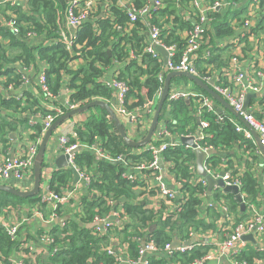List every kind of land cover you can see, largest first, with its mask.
<instances>
[{"label": "trees", "instance_id": "trees-1", "mask_svg": "<svg viewBox=\"0 0 264 264\" xmlns=\"http://www.w3.org/2000/svg\"><path fill=\"white\" fill-rule=\"evenodd\" d=\"M132 1L139 8L147 4L149 0ZM214 1L202 0L201 2L208 7ZM231 1L236 2L237 5L218 11H208L210 20L207 36L210 42L206 46H210L211 49L208 61L217 68L228 64V61L222 59L223 48L220 47L219 40L235 33V25L232 24V20L237 19L241 22L244 19L241 15L245 11V7H238L240 0ZM115 2L116 0L112 1L113 18L101 16L85 22L79 32L76 44L71 50L67 49L60 41V26L62 25L60 18L64 19L63 13L67 0H29L31 13L20 10L17 17L21 36L9 28L3 31V35L11 38L9 45L11 49L19 48L20 51L16 58L22 59L27 64L34 63L37 67L43 62L47 65L43 69L45 79L54 94H59L64 83L68 80V86L72 90L69 98L74 103L84 105L96 99L111 100L114 92L104 79V75L110 65L118 63V78L128 81L131 87L126 103H129L131 97H135L138 101L134 104H143L147 99H152L156 95L162 85L158 76L164 70L163 61L159 57H154L151 53L144 51L149 41L150 27L158 26L161 31L160 38L167 44H178V58L184 47L183 34L181 35L179 32L183 33L192 27L193 19L198 17L200 9L195 8L194 0H162V5L149 13L146 21L139 18L131 31L126 32L125 26L129 19L127 8L126 6H116ZM58 11L60 12L58 13ZM261 25L262 23L253 26L250 32L258 33ZM119 26L121 27L119 28ZM31 30L43 37L42 42H37L35 45L29 42L27 33ZM54 40L59 41L52 43ZM2 50L0 47V51ZM131 51H134L136 57L130 56ZM6 53L3 50L0 54V72L8 75V79L3 84L5 87L18 86L20 82H23L19 74L15 76L8 69L5 72L1 71L5 63L14 60L9 58L10 55L6 56ZM78 54L82 56L83 64L77 69L69 68V62L77 58ZM203 62L205 60L199 62L201 71L206 70ZM38 70L41 69L38 68ZM36 87L37 94L25 93L20 96H5L0 92L1 136L7 135L14 129L13 123L7 119L8 115L14 117V112L32 107L37 96L49 101L45 97L41 85L36 84ZM143 90L146 93H143ZM197 91L212 98L200 86ZM53 100L54 103L58 102L56 98ZM260 101L263 105L261 109L253 111L258 119L264 117V94ZM61 107L65 111L67 110L65 105H61ZM127 107L134 109L128 104ZM198 108V102L192 97L189 100L183 99L174 102L170 109L164 104L160 121H163L172 133L194 132L199 126ZM43 112L45 114L50 111L43 109ZM201 118L209 122L205 131L207 134H211V137H206V141L215 150V153L207 159V164L210 167L217 169L223 159L231 154V150L235 151V148L244 147V150L256 148L253 141L246 139L242 133L236 130V125L231 119L234 118L237 121L239 119L232 113L218 114L205 109ZM240 123L242 122L240 121ZM147 131L138 130L133 138L141 140L146 136ZM76 133L77 137L71 138L73 142L90 144L100 142V146L112 158L124 156L127 160L132 161H138L141 156L147 159L152 158L150 152L134 154V148L125 142L110 114L100 106H97V112L91 113L88 120L77 126ZM41 135L42 124L39 123L34 126V132L30 134L29 139L38 138ZM163 156L166 161L173 163L172 170L176 178L183 179V185L179 188V195H181L179 201L185 199V203L180 209L176 205L171 212H166L168 207L165 205L160 206L156 211L149 209L146 207L145 201L137 198L139 194L155 192L142 189V186H145L143 175L139 176L134 171L129 172L123 162L115 163L95 155L91 150L79 149L75 154V162L78 168L91 177V182L87 186L88 194L83 198L81 212L75 213L76 217L73 216L66 222L64 228H60L59 225L51 228L54 241L43 244L48 254L45 255L44 252L38 255V264H114L117 258L110 255L107 250L112 245L110 235L102 231L94 232L92 224L96 215L106 217L113 211L118 212L120 206L129 217V221L113 226L110 233L127 242L133 255L138 253L135 256L136 259L139 257V249L145 240L154 242L162 249L167 242L175 239L187 242L193 232L217 229L221 211L216 206L204 205L207 187L196 181L198 178L196 166L195 169H190L189 166V162L195 163L196 160L193 150L176 144L165 151ZM228 164V169L232 170L234 174L239 173L238 165L231 161ZM148 172L145 171V173ZM72 177L73 172L69 168L53 170L49 188L62 194L64 189L71 187ZM240 180L245 198L258 204L259 199L264 197V192L257 173L249 168L240 175ZM138 186L141 190H136ZM212 196L214 201L224 199L237 221L246 216V211L241 212L240 202L233 193H222L218 189L213 191ZM110 199L114 200V204L109 201ZM39 200V195L22 198L0 191V214L5 207H14L25 202L34 205ZM116 202L118 203L115 204ZM45 208H48V211L50 209L44 204L42 211L48 212ZM64 212V206L59 207V215H63ZM124 213L120 214L124 215ZM145 228H147L146 231ZM22 229L19 231V237L13 239L0 225V259L3 264H14V250L21 249L24 254L30 253V250L33 251L31 245L28 246L27 243L30 233L25 241ZM63 233L68 234L63 237ZM57 246L58 250L55 251ZM210 248L211 244L203 241L194 249L183 253L177 252L173 257H168L160 250L158 253L151 254L147 259L149 264H178L177 261L188 264L195 258L204 255ZM260 257L264 259V248L259 249L252 245L234 255L236 260H246L250 263ZM24 261L28 263L30 259L26 257Z\"/></svg>", "mask_w": 264, "mask_h": 264}, {"label": "built area", "instance_id": "built-area-1", "mask_svg": "<svg viewBox=\"0 0 264 264\" xmlns=\"http://www.w3.org/2000/svg\"><path fill=\"white\" fill-rule=\"evenodd\" d=\"M24 0H0V6L4 4L17 5L19 2ZM29 2V0H26ZM112 1L113 0H67V5L64 9V21L60 26L61 29V39L65 47L69 50L73 49L76 44L77 37H79L80 30L84 27L85 22L89 20H94L97 17H106L109 19L113 18L112 13ZM125 0H116V6H126L128 21L125 26V31L130 32L134 23L140 18L143 21H146V18L149 13L157 9L162 5V0H149L147 4L143 7H136L133 1H129V4L123 3ZM26 2V3H27ZM128 2V1H127ZM200 0H194V6L199 10L198 17L193 19L192 27L186 31L183 36L184 47L182 52L177 58V53L179 51V46L177 43L167 44L163 39L160 38L161 31L158 26L150 27L149 31V41L144 51L151 53L154 57H159L163 61L164 70L159 74V80L162 84L157 91L156 95L152 99H147L143 104L137 105L136 108L131 109L127 107V96L130 92V85L128 81L118 78V69L114 72V77L112 82L108 84L115 92V111L120 117H126L129 119V122L132 123L133 133L135 134L138 130L145 131L148 130L152 118L149 121L148 113L154 115V110L152 107L155 106L157 99L162 94L163 85L165 81V68L167 67L169 71H186L193 75H196L203 79L207 83L212 84V88L222 95L233 107L234 109L252 126L257 133L259 134L260 142L264 145V117L258 119L254 114V109L244 108V100L249 92H260L262 87V82L264 80V69H256L253 73H245L239 69V61L241 58L240 53H234L228 64L220 66L217 68L214 64H211L208 61L211 55V49L208 43L210 42L207 31L210 17L208 11L211 10H222L227 9L233 5L234 2L227 0H215L208 7L204 4H201ZM197 10V11H198ZM96 22V21H95ZM251 19L244 18L243 21H237V19L232 20V24L235 25V30L240 31L239 34L231 41V45L239 46L244 45L243 35L245 29L250 25ZM0 25L11 29L12 31L18 33V19L14 16L11 18L0 17ZM121 26H119L120 28ZM28 38L35 39L39 37L36 31H29L27 33ZM59 40H54L52 43H55ZM157 46L163 47L168 53V61L165 64L164 59L157 50ZM131 57H136L134 51L130 52ZM205 60L204 67L206 70L201 71L199 68V62ZM44 68L38 72V83L41 85L45 97L50 101V106L48 110L50 112L45 113L42 116V135L48 130L52 123L65 112L78 108L82 104L74 103L70 101V98L64 104L67 108L65 111L61 105L55 104L54 100L57 95L54 94L48 87L46 83V76ZM257 76V78H255ZM72 92L69 89V95ZM190 97L194 98L198 104L199 108L197 110V116L199 117V135L195 139L196 147L202 149L203 151L214 150V147L206 141V137H211V134H207L205 129L209 126V122L201 118L204 110L213 111L214 106L212 100L203 93L190 92L182 89L173 88L171 86L168 96L164 104L167 105V108H172L173 103L179 100H189ZM223 118V117H220ZM235 125L236 130L239 133H242L246 139H249L254 142L256 148L251 149L256 153H262L258 148L256 141L254 139L253 133L243 124L238 122L236 119H231ZM172 132L167 128V125L160 121L158 122L157 130L152 136L151 141L140 148H136L135 154H141L142 152H150L152 158L147 159L146 157L141 156L138 161L127 160L124 156H118L117 158H112L101 146L100 142L95 144H87L79 141H72L71 138H76L77 133L71 136L60 135L57 139V148L63 154L68 155L70 164L79 171L80 178L88 186L91 182V177L85 171H82L78 168L75 162V154L79 149H84L85 147L94 148L96 155L107 160H121L128 170L134 172H140L143 175L145 186H142V189L145 191H155L168 202L175 201V206L178 205L179 209L185 203V199L179 201V188L183 185V179H175L176 186L170 187L164 181L165 174V163L166 160L163 156L164 152L171 148L173 145L178 144L177 142L168 141V137ZM191 136V135H187ZM41 143V138L29 139L28 143L23 145L19 152L13 156L0 154V184H8L13 187L26 191L32 188V183L27 187L22 185L24 178L34 174V163L38 153L39 145ZM180 145V144H178ZM190 148L189 146H187ZM192 149V148H191ZM193 150V149H192ZM208 156L205 159L204 167L209 174L214 178H222L226 185H237L242 192V199L245 203L246 216L237 221L236 216L232 213L230 206L226 203L224 199L218 201H210L205 203L206 206H216L220 211L223 212V216L217 221L218 226L226 233L227 238L223 240H217L211 244V248L201 257L195 258L188 264H219L218 260L221 256H226L229 258L231 264H264L263 258H255V260L250 263L246 260H236L234 255L245 250L249 245L257 246L259 249L264 248V210H261L257 207L255 202H251L245 198V195L242 191V182L240 180V175H242L245 170L240 168L239 173L234 174L232 170L224 168V165L221 164L217 169L210 167L207 164ZM49 165V162H46ZM45 163V164H46ZM173 166V163H171ZM190 169H195L196 162H189ZM225 166L227 164L225 163ZM49 168V167H48ZM47 166H43V185L41 184V191L39 195V202L31 206V213L38 217L46 225H52L56 218L60 215L58 213L59 207L66 206L67 203L74 201L76 195L78 183L74 188L69 187L64 189L62 194L57 193L49 188V181L51 180V175L48 173ZM223 168L225 172L220 175L219 170ZM196 170V169H195ZM145 171H149L145 173ZM198 182H201L207 187V181L198 177ZM213 194V192H212ZM208 195L206 191V196ZM206 199V198H205ZM113 203V200H109ZM46 204L50 209L48 212L42 211V206ZM83 204H81V210ZM21 209L20 206L16 207V212ZM81 210L79 212H81ZM173 209L168 208L166 212H171ZM241 210V208H240ZM110 215L103 217L96 215L94 218V232L102 231L110 235L112 239H116L115 235L110 233L113 230V222L110 220ZM0 225L6 229L8 234L13 238L17 239L19 237V231L22 227V220L11 222L6 219L5 215L0 216ZM147 228H145V231ZM252 234L256 239L258 245L253 244L250 240H243V236ZM23 240H25L23 238ZM43 243H50L54 241L52 237L51 230L47 229L43 236L41 237ZM117 241V239L115 240ZM204 240L200 241L203 242ZM200 242H182L181 245L173 246L174 241L167 242L162 249L154 244V242L143 241L145 245L141 246L139 249V259L144 257L147 253H158L160 250L165 253L168 257H173L175 253L186 252L192 250ZM112 245H110L107 250L110 255H113L117 258V261L114 264H121L120 258L117 256L115 251V244L112 240ZM23 247V245H21ZM58 250V246L55 248V251ZM17 252V250H14ZM19 255H25L20 249L18 251ZM48 254V253H47ZM138 259V258H137ZM14 264H25L23 260L16 261L13 260ZM178 264H182L181 261H177ZM0 264L2 260L0 259ZM133 264H137V261H133ZM143 264H149V260L145 259Z\"/></svg>", "mask_w": 264, "mask_h": 264}, {"label": "crops", "instance_id": "crops-1", "mask_svg": "<svg viewBox=\"0 0 264 264\" xmlns=\"http://www.w3.org/2000/svg\"><path fill=\"white\" fill-rule=\"evenodd\" d=\"M129 1L131 0H125L123 1V3L129 4ZM227 1H231V0H227ZM26 2L27 1L24 0V1L19 2V4L17 5H11V4L1 5L0 6V17L6 16L8 18H11L14 16L16 18L20 14V10H24L30 14L31 7L29 5V2L27 3ZM233 5H237V3L235 2L233 3ZM241 6L245 7V11L242 13L241 17H244V18L249 17L251 19L250 25L243 32L244 35L242 36L243 37L242 42L244 43V45H239V46L231 45V41L240 32L237 30H235V33H233L229 37L220 39L219 45L220 47L223 48L222 59L224 61L229 62V60L231 59L234 53L236 52L240 53L241 58L239 61V69L245 73H253L256 69H264V3H263V0H240L238 7H241ZM59 12L60 11H58V13ZM60 20L63 23L64 19L60 18ZM261 23L262 25L261 27L259 26L260 30H258V33L250 32V29L253 26H256V25L258 26ZM6 29H7L6 27L0 25V47L4 51L7 52L5 54L6 56L10 55L9 58L14 59V60L8 63H5L1 71L5 72L8 69L15 76L16 74H19L23 82H20L18 86L10 85L8 87H5L3 83L8 79V75L7 73L1 74L0 72V92L2 95H5V96H10V95L20 96L21 94L24 95L25 93L26 94L27 93L37 94L36 84H39L37 74L40 71L38 70V68L40 69L46 68L47 65L43 62L39 67H37L36 64L34 63L27 64L22 59L16 58L20 50L19 48L11 49L9 47L11 38L9 36L3 35V31ZM179 33L181 35L183 34L184 36L186 31H184L183 33L182 31H180ZM16 34L21 36L20 32ZM149 34L148 36L150 37ZM28 40L31 44L35 45L37 42H42L43 37L39 36L35 39L28 38ZM2 51H0V54L2 53ZM161 55L164 59V56L162 53ZM82 64H83V58L80 54H78L77 58H74L73 60L69 62V68L77 69ZM117 67H118V63H115V64L110 65L106 69L104 79L108 83L112 82V79L114 77V72L117 69ZM177 77H183V76H177ZM183 78H186V77H183ZM255 78H257V76H255ZM66 79L68 78L66 77ZM188 80H189V83H186V81H183L181 82L183 84H179L180 89L185 90V91L199 93V91H197L198 85L192 80L190 79ZM11 84H13V82H11ZM173 88H177V87H173ZM261 88L262 89L260 92H249L252 94V96L248 100L247 108H252L254 109V111L255 109H261L263 105L261 104L260 99L262 95L264 94V80L262 82ZM69 89L70 87L68 86V80H67V82L64 83L63 87L61 88L60 93L56 94L58 95L56 97L58 102H56L55 104L64 105L66 103V101L69 99ZM143 93H146V91L143 90ZM38 95L40 94L38 93ZM113 95L114 96L111 100H104V101L109 102L113 107H115V92L113 93ZM37 97L38 98H36L35 104L32 107L14 112L15 113L14 117L10 115L7 116L8 117L7 119L9 120V122L11 121L13 123L14 129L9 131L7 135H4V136L0 135V154L9 155V156L15 155L17 152H19V149L23 145L28 143L30 134L34 132V126L39 123L42 124V116L44 115L43 109L48 110L50 106V101L44 100L40 96H37ZM210 99L212 100V104L214 106V112L218 114H225V115L231 113L228 109H226L218 101L212 98ZM137 101H138L137 98L131 97L129 99V106H132V108H136L138 104H134V103H136ZM216 108H219L220 111L217 112ZM92 109L94 110L92 111ZM94 112H97L96 107H93L89 110H86L80 113H77L73 115L72 117L68 118L67 120H65L63 123H61V125L55 128L49 140L48 147L46 149V154H45L46 156L45 161L49 162V165H47V163L45 162L46 163L45 166H47V168L49 167L48 168L49 174H52L53 170H56V169L58 170V169L69 168V167L59 168L56 165V162H55L56 159L60 155L63 154L57 148L58 137L60 135H67V136L73 135L76 131L77 126L85 122L86 120H88L91 113H94ZM148 116H149V121H150L151 117L153 116L152 114L150 116L149 113H148ZM120 118L125 124L128 133L132 137L134 136L135 138V134L133 133V126H132V123L129 122V119L126 117H120ZM187 135H191V136L197 135L198 136L199 126L194 132H189L185 134H182L179 132H176V133L173 132L168 137V141L170 140L176 143L181 139L182 136H187ZM43 136L44 135H41L39 136V138H41L42 140ZM87 144H90V143H87ZM180 145H184L186 147L188 146L185 144H180ZM244 149H245L244 147L243 148L241 147V148H235V151L231 150V154H228L227 158L223 159L222 164L224 165V168H229L228 162L231 161L235 165H238L239 169L242 168L246 171L247 169L250 168L252 171L257 173L258 178L261 182V188L264 192V174H263L264 153L262 151H261L262 153H256L254 152V150H251V149L244 150ZM135 152H136V148H134L133 150L134 154ZM225 163L227 164V166H225ZM129 172H133V171L130 170ZM218 172L220 175H222L225 172V170L221 168ZM136 174L139 176L142 175V173L140 172H137ZM197 175L198 177H201L198 173ZM42 179H43V174H42ZM175 179H176V176H175L174 171L172 170L171 163L166 161L164 181L168 186L174 187L176 186ZM43 181H41L42 185H43ZM30 183H32V187H33L34 174L25 177L24 181L22 182V185L27 187ZM77 183H78V186H77L76 195L73 198L74 201L71 203L70 202L67 203L66 206H64L65 212L63 213V215H60L58 217V219L62 218L64 220L60 222L54 221L52 225H46L38 217L34 216L31 213L30 208L33 204L30 202L18 204L21 207V209L18 212L15 211L16 210L15 206H18V205H15L14 207L9 206V207L3 208L0 216L5 215L6 219L11 222L22 220L23 229L22 228L21 229H22V234H23V238L25 239V241H27L28 235L30 233V237L27 243H28V246L31 245L32 247L31 249L33 251L30 250V253H25V255H19L18 253L19 250L17 249V252L15 251L13 252V260H16L17 262L20 260L24 261L25 258L27 257L28 259H30V261L28 263L24 262L25 264H38V255L44 252H45V255H47V251L45 250V247L43 246L44 243L41 241V237L43 236V233L47 229L51 230V228L55 225H59L60 228H64V224H66V222H68L73 216L76 217L75 213H78L81 210V204L83 203V198L87 196L88 194L87 185L85 184V182L82 179H80V181H77ZM71 184H72L71 185L72 188H74V186L76 185V182H74V174L72 177ZM218 189L222 193H224L221 187H216L213 191L215 190L217 191ZM136 190H141V188L138 186L136 187ZM212 195L206 196L205 203H209L210 201L213 200ZM137 198L145 201L146 207L149 209L155 210V211L158 210L160 206L162 205H165L166 207L171 208V209L175 207V201H172V203L168 202L166 199L159 197L157 192H154V193L145 192L144 194H139ZM258 202L259 203L257 204V207L261 210H264V197L260 198ZM117 203L118 202H116L115 204ZM112 204H114V200ZM45 210L48 211V208H45ZM121 212L123 213L125 212L122 206L119 207L118 212L113 211L111 212L109 216L110 220L114 224V227L119 224H123L125 221L126 222L129 221V217L125 213L124 215H121L120 214ZM221 216H223L222 211H221ZM92 226H94V224H92ZM220 229L221 228L218 226L217 229H208L203 232H193L190 240L188 241L200 242L204 240L212 244L217 240L226 239L227 238L226 233ZM66 234L68 233H63V237H65ZM115 238L117 239V241H115L116 239L111 238V242L113 240V243L115 244L114 248H115L117 256L121 260V264H133V261H137V264H143L145 259H147L151 254H155V253H147L144 257H141L140 259L138 257V259H136L135 256L138 255V253L134 256L131 250V247L128 246L127 242H125L124 240H121L120 237L118 236H116ZM218 262L219 264H231L229 258L224 255L220 257Z\"/></svg>", "mask_w": 264, "mask_h": 264}, {"label": "water", "instance_id": "water-1", "mask_svg": "<svg viewBox=\"0 0 264 264\" xmlns=\"http://www.w3.org/2000/svg\"><path fill=\"white\" fill-rule=\"evenodd\" d=\"M156 48H157V50H159L163 54L164 63L166 64L168 61L167 51L163 47H160V46H157ZM165 73H166V75H165L163 91H162L161 96L159 97L157 106L154 109V115H153L151 124L148 128L147 134L143 139L136 140L128 133L125 124L123 123V121L121 120V118L117 114V112L115 111L114 107L109 102H106L102 99H96V100L90 101V102H88V103H86V104H84L78 108H75V109H72V110L65 112L63 115L58 117L52 123V125L48 128V130L45 132V134L41 140V143L39 145L38 153H37L35 163H34L33 187L29 190L23 191V190H20V189L13 187L12 185L0 184V191H5V192L11 193L13 195H16L18 197H22V198H29V197L37 196L41 191L42 170H43V165L45 163L46 149L48 147L49 140H50L55 128L57 126L61 125V123H63L65 120L72 117L73 115L80 113V112H83V111H86V110H89L93 107L100 106V107H103L107 110V112L112 117V119H113L117 129L119 130L120 134L122 135L125 142L130 147L140 148V147L147 145L151 141L152 136L154 135V133L157 129L158 122L160 119V115H161L164 103L166 101V98L168 96V93H169L171 85H172V80L177 76H183V77H186V78L192 80L198 86L203 88L208 94H210V96L213 99H215L220 104H222L226 109H228L236 118L239 119V121H241L253 133V136H254V139L256 141L258 148L264 153V145L260 142L259 134L257 133V131L252 126L249 125V123L234 109V107L222 95H220L218 92H216L212 88L211 83H207L203 79H201L200 77L193 75V74L186 72V71H169L168 68L166 67ZM251 96H252L251 93H247V95L245 97V100H244V108L245 109H247L248 100ZM152 109H153V107H152ZM216 111L218 112V111H220V109L216 108ZM196 137H197V135L182 136L181 139L177 143L188 145L190 148L193 149V152L195 153V157H196V160H195L196 171L202 178H204L207 181V193H208V195H212V192L216 187H221V189L223 190L224 193H233L236 196V198L240 202L241 212H244L245 203L242 199V192L240 191V188L237 185H226L222 178H218V179L214 178L205 169V167H204L205 159L208 156H211L213 153H215V150L203 151L202 149L197 148L196 143H195ZM84 149L91 150L94 154L96 153L94 148H89V147L86 148L85 147ZM55 162L59 168H65V167L71 168V170L73 171V174H74V182L77 183V181H80L81 178L79 175V171L77 169H75L70 164L69 159H68V155H65V154L60 155L56 159ZM112 162L120 163L121 160L115 159V160H112ZM63 220L64 219H62V218H60V219L56 218L55 219L56 222H60ZM242 238H243V240H250L253 244L258 245L256 239L254 238V236L252 234L245 235ZM181 243L182 242L179 239H175L173 246L181 245ZM190 243H191V241H187L186 244H190ZM142 245L144 246L145 243H143Z\"/></svg>", "mask_w": 264, "mask_h": 264}, {"label": "rangeland", "instance_id": "rangeland-1", "mask_svg": "<svg viewBox=\"0 0 264 264\" xmlns=\"http://www.w3.org/2000/svg\"><path fill=\"white\" fill-rule=\"evenodd\" d=\"M183 81H186V83H189V80L186 79V78H183V77H175L174 80H173V82H172V86H173V87H177V88L180 89L179 84H183V83H181V82H183ZM158 100H159V99H157L156 104H155V106L153 107V110L156 108L157 103H158ZM93 110H94V109H92V111H93ZM96 110H97V107H96ZM76 152H77V151H76ZM45 158H46V156H45ZM45 162H46V161H45Z\"/></svg>", "mask_w": 264, "mask_h": 264}, {"label": "bare ground", "instance_id": "bare-ground-1", "mask_svg": "<svg viewBox=\"0 0 264 264\" xmlns=\"http://www.w3.org/2000/svg\"><path fill=\"white\" fill-rule=\"evenodd\" d=\"M157 205V204H156Z\"/></svg>", "mask_w": 264, "mask_h": 264}]
</instances>
